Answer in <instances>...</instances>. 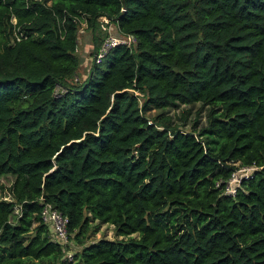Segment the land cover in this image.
I'll return each instance as SVG.
<instances>
[{"label":"trees","instance_id":"1","mask_svg":"<svg viewBox=\"0 0 264 264\" xmlns=\"http://www.w3.org/2000/svg\"><path fill=\"white\" fill-rule=\"evenodd\" d=\"M5 174L0 264H264V0H0Z\"/></svg>","mask_w":264,"mask_h":264},{"label":"built area","instance_id":"2","mask_svg":"<svg viewBox=\"0 0 264 264\" xmlns=\"http://www.w3.org/2000/svg\"><path fill=\"white\" fill-rule=\"evenodd\" d=\"M107 21L102 17V20ZM104 21V22H105ZM134 38L130 35H113L107 34L102 39L98 50L92 54V62H97L103 56L104 52L111 46L116 44H126L133 42ZM252 166H240L233 170L229 176L223 180L216 182V185L222 184V192L225 194H233L241 178L247 177ZM40 219L43 223H46L50 228V237L52 240L63 244L68 241V234L66 230L67 218L61 214L58 210L53 208L49 203H42L40 208Z\"/></svg>","mask_w":264,"mask_h":264},{"label":"rangeland","instance_id":"3","mask_svg":"<svg viewBox=\"0 0 264 264\" xmlns=\"http://www.w3.org/2000/svg\"><path fill=\"white\" fill-rule=\"evenodd\" d=\"M100 19H102V18H100ZM102 21H105V19ZM106 29H108L109 34L114 35L115 28L113 27V25L111 23L106 26ZM83 30H84L83 26H80L78 29V41L79 42L77 45V54H79L81 59L84 60V62H85L84 65L88 66L90 59H92V55H90V53H89L90 48L83 49V45L81 43L82 36L85 32ZM81 71H82V69H81ZM78 74H80V73L78 72ZM82 75H83V73H82ZM181 107H190V114L188 115V119H190L195 114V112L197 111L198 104L196 103L192 106H189V105L182 106L181 105L178 108L171 109L170 114H173L174 117L176 118V119H174V117H173V119H174L173 121H175V122H180V119H178V117L180 116V108ZM188 119H187V121H189ZM202 119H203V117L201 116L200 120H202ZM12 179H13V176L11 174L0 175V198H9V194L7 192V187L11 183ZM99 236L111 238L113 236L112 226L110 224H107V223L99 224L90 238L93 239V238H97ZM67 242L71 243V239H69ZM67 255H69V254H67Z\"/></svg>","mask_w":264,"mask_h":264},{"label":"crops","instance_id":"4","mask_svg":"<svg viewBox=\"0 0 264 264\" xmlns=\"http://www.w3.org/2000/svg\"><path fill=\"white\" fill-rule=\"evenodd\" d=\"M88 34L85 32L82 36V45H83V49H88L90 48V44L88 43ZM84 60L81 61V64L83 65L84 69H87V65H84Z\"/></svg>","mask_w":264,"mask_h":264}]
</instances>
